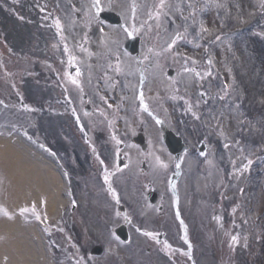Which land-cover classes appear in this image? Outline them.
I'll return each mask as SVG.
<instances>
[{
	"label": "rangeland",
	"instance_id": "obj_1",
	"mask_svg": "<svg viewBox=\"0 0 264 264\" xmlns=\"http://www.w3.org/2000/svg\"><path fill=\"white\" fill-rule=\"evenodd\" d=\"M100 5L116 8L129 27L138 21L152 27L155 34L147 37L142 54L160 62L150 72L154 94L161 93L167 62L177 72L181 102L169 96L164 116L173 125L181 120V135L191 145L179 184L187 228L186 234L181 229V264H192L190 248L195 264H264V0H100ZM92 22L100 27L98 40H89ZM126 38L123 29L100 24L93 0H0V143L13 140L0 144V264H86L84 250L94 243L105 246L106 254L89 255V264H142L134 253L139 243L145 252L147 243L137 233L128 245L118 240L110 224L118 225L123 216L106 191L89 192L83 186L87 178H80L89 164L86 133L108 145L104 122L92 116L88 122L80 110L83 129L69 114L55 112L56 67L49 65L82 62L95 81L113 63L127 82L137 83ZM84 39L90 42L85 49ZM66 41L72 57L65 56ZM118 74L113 70V77ZM93 86L97 93L105 89ZM134 102L128 99L121 113L123 140L130 141L145 121L156 142L159 129L131 110ZM19 132L42 146L56 143L75 176L81 204L56 229L49 220L55 213L48 212V188L28 167L35 154L20 143L25 138ZM203 141L206 155L199 153ZM160 164L155 186L166 194L175 163ZM134 187L125 180L128 196L135 195ZM63 197L67 204V194ZM139 213L147 224L144 211ZM71 219L77 236L68 226Z\"/></svg>",
	"mask_w": 264,
	"mask_h": 264
},
{
	"label": "flooded vegetation",
	"instance_id": "obj_2",
	"mask_svg": "<svg viewBox=\"0 0 264 264\" xmlns=\"http://www.w3.org/2000/svg\"><path fill=\"white\" fill-rule=\"evenodd\" d=\"M129 34L136 35L138 33L136 31H134V33L130 31ZM55 63V76L60 82V84L56 86L58 94L56 110L78 112V109H83L84 107L85 110L91 111V114L101 116L104 122L110 119L112 122L111 126H104L102 128V132L110 130V134L106 139L108 145L98 144L97 139L95 141L91 140L90 136L87 135L88 141L85 152L89 164L85 174L87 180L83 183V186L86 187L89 192L99 193L107 190L115 199L114 202L118 203L117 201H121L122 197L127 198L122 183L124 176L126 179H133L135 184H140V193H138V189L135 188V195L128 196V201H130L129 216L124 214L125 220L123 221L127 226L129 234L130 231L137 233L142 237V240L147 243L146 252H143L140 243L137 244L136 254L134 253V255H138L136 262L142 264H181V211L178 208L179 205H177V202L173 204L167 202V196H161V194H159V202L156 204H152L147 200L153 186L154 163L162 162L164 159L170 157L179 161V157H174L169 152L161 138V134H158L155 143L149 142L145 134L144 128H147L145 123H142L139 128V133L145 134V139H143V141L146 143V148L138 144L133 137L128 142L122 141L116 128L113 130V126L120 121L122 108L121 99L118 96V91L123 88V85L119 83L121 82V76H117L116 79H111L110 77L109 80H106L104 73L98 76V84L104 85L105 88L109 86L108 88L112 89L111 93L106 92V95L110 98L109 103L115 104V106H112L109 105L108 102L103 101L101 102L102 107L100 108L94 105L90 100L91 97H93L91 90L93 81L91 82L86 78L84 82L81 81L82 75L78 73L83 72L82 68H80L79 65H75L74 62ZM140 64L143 66H153L155 62H140ZM68 68L71 74L62 75L61 73H67ZM108 72H110V70H108ZM63 77L65 79H63ZM155 83L156 81L149 77L145 82L137 85L138 92L140 93L137 108L139 107V111L146 113L149 117V124H152V120H156L161 124L160 116H163L162 110L165 102L161 98H164L166 95L165 92L169 93L170 90L168 82L162 79L160 81V83H163L162 89H157L161 93L154 94L156 89V87H154ZM173 84L175 87L172 91L175 94L179 93V100H181V91L178 84ZM145 88L146 90L151 88L149 95L157 97L155 98V102L152 100L151 107L145 106L143 99H141V91ZM109 89L106 88L107 91ZM126 89V94L129 96L135 91L130 87H126ZM98 98L100 97L98 96ZM148 129L152 130L149 127ZM176 130L181 135V120L178 122ZM146 131L148 132V130ZM112 134L114 137H112ZM107 146L109 149L108 151L105 149ZM131 146L132 148L129 149ZM139 161H141L140 164ZM137 173L141 174L140 182L138 181ZM123 209L125 212L126 209ZM140 210L144 211V215H147V218H145L147 224H143L141 219L138 218L137 211L139 213ZM110 226L114 229L113 224H110ZM92 232L94 233V229ZM148 233H151V235H148Z\"/></svg>",
	"mask_w": 264,
	"mask_h": 264
},
{
	"label": "bare ground",
	"instance_id": "obj_3",
	"mask_svg": "<svg viewBox=\"0 0 264 264\" xmlns=\"http://www.w3.org/2000/svg\"><path fill=\"white\" fill-rule=\"evenodd\" d=\"M5 142L0 143L1 145H9L13 142L12 139H4ZM23 146L28 149L30 152L34 153V157L28 162V167H31V170H34L36 175L42 179L45 185L48 188V212L50 214H56V212L63 206L64 199H63V191H64V184L60 177L59 171L56 168L54 162L44 156L43 154L37 152L33 149L29 144L19 140ZM5 147V146H3ZM5 155H8L6 149H3ZM9 156V155H8ZM23 158V156H22ZM22 158L19 159L22 161ZM33 160V161H32ZM24 163V162H23ZM26 167L25 165H23ZM34 166L36 168H34ZM33 167V168H32ZM36 227H34L35 229ZM33 229V228H31ZM30 230V229H29ZM45 246V244H44ZM43 255L47 256L45 253Z\"/></svg>",
	"mask_w": 264,
	"mask_h": 264
},
{
	"label": "water",
	"instance_id": "obj_4",
	"mask_svg": "<svg viewBox=\"0 0 264 264\" xmlns=\"http://www.w3.org/2000/svg\"><path fill=\"white\" fill-rule=\"evenodd\" d=\"M102 17L113 23V24H121V18L119 15H117L116 13H113V12H104L102 14ZM97 31V30H96ZM138 40L134 41V40H129L127 42V47L129 48L130 51H132L133 53H136L138 54L139 53V50H138V43H137ZM165 139L167 140V142H169V145L170 143H173V141H176L175 139H173L172 137V134L171 133H166L165 135ZM173 151H175L173 148H172ZM181 150L184 151L185 150V146L183 145V143L181 142Z\"/></svg>",
	"mask_w": 264,
	"mask_h": 264
},
{
	"label": "snow or ice",
	"instance_id": "obj_5",
	"mask_svg": "<svg viewBox=\"0 0 264 264\" xmlns=\"http://www.w3.org/2000/svg\"><path fill=\"white\" fill-rule=\"evenodd\" d=\"M100 6V0H93V7H96L97 9H99ZM175 44V41H173V44L169 45V48H171L173 45ZM209 63H211V61H209ZM141 99H143V93H141ZM225 147H227V145H225ZM107 179V177H106ZM39 218V217H37ZM148 235H151V233H148ZM237 238L233 237V241L236 242Z\"/></svg>",
	"mask_w": 264,
	"mask_h": 264
}]
</instances>
